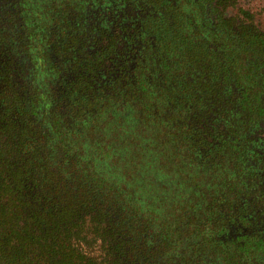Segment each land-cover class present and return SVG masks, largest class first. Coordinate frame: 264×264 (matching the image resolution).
<instances>
[{
  "label": "trees",
  "instance_id": "trees-1",
  "mask_svg": "<svg viewBox=\"0 0 264 264\" xmlns=\"http://www.w3.org/2000/svg\"><path fill=\"white\" fill-rule=\"evenodd\" d=\"M179 2L0 0V264H264V33Z\"/></svg>",
  "mask_w": 264,
  "mask_h": 264
},
{
  "label": "rangeland",
  "instance_id": "rangeland-1",
  "mask_svg": "<svg viewBox=\"0 0 264 264\" xmlns=\"http://www.w3.org/2000/svg\"><path fill=\"white\" fill-rule=\"evenodd\" d=\"M199 1L203 2V0ZM151 2L155 10H160L168 6H175L180 3L179 0H151ZM218 3L227 6L226 9L223 8V15L220 13L224 19L227 18L232 20L233 23H237L240 19H244L246 24L252 23L255 28L264 33V0H219ZM127 5L128 7L122 10L120 9L121 5L113 2L106 8L104 14H99L97 16V19H100V23L97 24L100 29H98L94 39H91L86 47L82 57V73L88 71L93 75L108 74V70L105 69V67L109 68L110 65L107 63L104 68L98 67L94 59L97 60L98 57L106 54H111L112 57H114V55L119 57V55L122 54V52L124 53L127 49L133 51L137 34L136 24H134V22L137 21V9L129 7V4ZM240 13L246 15L242 16ZM212 18L214 19L215 15L212 16ZM126 45H128L127 48ZM137 47L135 51L139 50ZM248 132L249 131H246V133ZM249 133H251L248 141L249 145H257L259 149H263L264 125L260 123L255 131ZM251 216L250 214L246 216V224H244L243 227L246 228L247 225L250 224L248 220ZM235 226L237 227V225ZM238 228L239 227H237V229ZM233 230L232 228L230 231Z\"/></svg>",
  "mask_w": 264,
  "mask_h": 264
}]
</instances>
